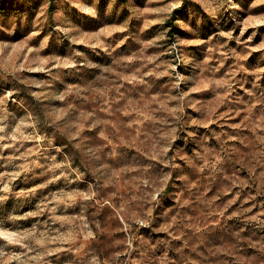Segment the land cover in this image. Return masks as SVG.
I'll use <instances>...</instances> for the list:
<instances>
[{"label":"rangeland","instance_id":"rangeland-1","mask_svg":"<svg viewBox=\"0 0 264 264\" xmlns=\"http://www.w3.org/2000/svg\"><path fill=\"white\" fill-rule=\"evenodd\" d=\"M0 264H264V0H0Z\"/></svg>","mask_w":264,"mask_h":264}]
</instances>
